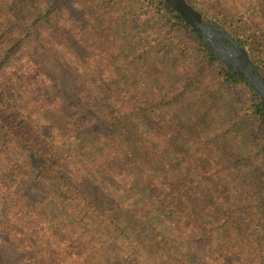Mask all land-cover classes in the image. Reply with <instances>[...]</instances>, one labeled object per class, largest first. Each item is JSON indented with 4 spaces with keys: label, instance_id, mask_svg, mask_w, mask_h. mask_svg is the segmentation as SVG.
<instances>
[{
    "label": "trees",
    "instance_id": "obj_1",
    "mask_svg": "<svg viewBox=\"0 0 264 264\" xmlns=\"http://www.w3.org/2000/svg\"><path fill=\"white\" fill-rule=\"evenodd\" d=\"M185 1L264 79V0ZM0 264H264L260 96L164 0H0Z\"/></svg>",
    "mask_w": 264,
    "mask_h": 264
},
{
    "label": "water",
    "instance_id": "obj_2",
    "mask_svg": "<svg viewBox=\"0 0 264 264\" xmlns=\"http://www.w3.org/2000/svg\"><path fill=\"white\" fill-rule=\"evenodd\" d=\"M198 35L211 53L230 72H239L260 96L264 108V79L255 69L246 51L226 31L202 19L185 0H164Z\"/></svg>",
    "mask_w": 264,
    "mask_h": 264
},
{
    "label": "rangeland",
    "instance_id": "obj_3",
    "mask_svg": "<svg viewBox=\"0 0 264 264\" xmlns=\"http://www.w3.org/2000/svg\"><path fill=\"white\" fill-rule=\"evenodd\" d=\"M228 1V3L230 4V10H234V9H237V8H240L241 7V5H243V4H245L246 5V7H247V5L248 4H253V2H254V0H237L236 2H233V0H227ZM137 23L138 24H141V22L140 21H138L137 20ZM236 100V99H235ZM225 102H226V104H230L231 105V103L229 102V100H225ZM41 245H43L44 246V244L42 243ZM45 247V246H44Z\"/></svg>",
    "mask_w": 264,
    "mask_h": 264
}]
</instances>
